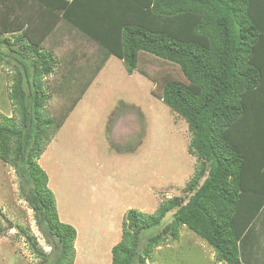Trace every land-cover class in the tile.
Returning a JSON list of instances; mask_svg holds the SVG:
<instances>
[{
	"label": "trees",
	"instance_id": "16d2710c",
	"mask_svg": "<svg viewBox=\"0 0 264 264\" xmlns=\"http://www.w3.org/2000/svg\"><path fill=\"white\" fill-rule=\"evenodd\" d=\"M60 23L97 45L99 59L80 66L65 56L74 66L50 87L57 61L43 44ZM10 31L20 46L9 43L10 55L21 66L10 91L14 113L0 111V159L15 167L52 245L49 260L28 235L45 257L39 264H74L77 230L60 219L38 159L111 56L129 73L144 58L159 64L156 94L187 121L189 151L199 161L185 195L154 214L128 211L112 264H148L158 246L179 239L182 225L223 264H264V0H0V34ZM6 55L0 48V64ZM73 80L82 82L80 94L61 117L52 115L53 88ZM172 211V221L145 235Z\"/></svg>",
	"mask_w": 264,
	"mask_h": 264
},
{
	"label": "rangeland",
	"instance_id": "374dc122",
	"mask_svg": "<svg viewBox=\"0 0 264 264\" xmlns=\"http://www.w3.org/2000/svg\"><path fill=\"white\" fill-rule=\"evenodd\" d=\"M17 35L0 34V48L9 53L0 64V111L10 116L14 113L10 99L14 67L21 65L10 55L9 43L20 49L14 43ZM43 47L53 51L57 61L55 72L46 79L48 85L69 75L74 65L65 56L80 66L99 59L97 45L63 23ZM28 52L27 59L32 61L36 54ZM159 68L144 58L129 73L121 59L111 56L38 159L56 195L60 219L77 230L74 264H112V249L122 240L128 211L156 213L163 202L185 195L198 174L199 161L189 151L192 134L187 121L156 94L159 87L153 79ZM82 88V82L74 80L70 88H53L49 112L61 117ZM172 214L145 235L172 221ZM28 235L52 260V245L22 194L19 174L0 159V264L44 261ZM148 264L223 263L217 261L207 240L182 225L179 239L170 238L158 246Z\"/></svg>",
	"mask_w": 264,
	"mask_h": 264
},
{
	"label": "crops",
	"instance_id": "0c3cea01",
	"mask_svg": "<svg viewBox=\"0 0 264 264\" xmlns=\"http://www.w3.org/2000/svg\"><path fill=\"white\" fill-rule=\"evenodd\" d=\"M15 68V67H14ZM264 212V211H263Z\"/></svg>",
	"mask_w": 264,
	"mask_h": 264
}]
</instances>
